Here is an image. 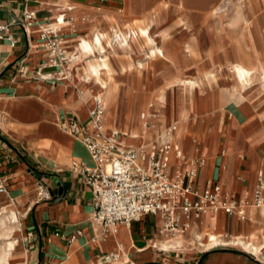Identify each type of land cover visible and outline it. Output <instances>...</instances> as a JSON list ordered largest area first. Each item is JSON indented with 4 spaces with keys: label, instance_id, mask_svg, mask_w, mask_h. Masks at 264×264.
<instances>
[{
    "label": "crops",
    "instance_id": "obj_1",
    "mask_svg": "<svg viewBox=\"0 0 264 264\" xmlns=\"http://www.w3.org/2000/svg\"><path fill=\"white\" fill-rule=\"evenodd\" d=\"M225 3L227 6H248L251 19L262 25L257 9L264 6V0H0V24L8 26L4 37L0 38V99L22 101L12 106L8 129L0 122V177L7 186V192L0 194L9 198L8 206L15 205L21 210L22 247L16 256L18 264H264V258L230 244L205 246L209 232L224 239L236 235L249 238L252 233L262 239L264 211L261 206L247 205L245 219L223 211L204 214L182 234L192 237V242L168 250L162 247L168 238L160 234V220L152 214L130 226L119 225L116 233L106 232L93 216L92 187L72 168L73 160L93 164L89 151L78 137L72 139L61 134L55 126H60L57 121L63 113L87 121L89 113L85 102L89 100L78 94L80 88L70 79L49 81L41 77L56 75L55 69L42 68L46 51L39 39L41 27L59 25L58 19L63 24L59 26L60 32L68 43L65 47L69 49L73 48L70 42H78L80 36H92L97 29L111 24L133 26L147 23L153 26L158 19L164 23L171 16L167 23L171 25L176 22L179 12H171L167 6H217ZM187 10L191 15L205 13L192 12L188 8L180 12ZM27 11L34 13L28 21L24 19ZM188 21L191 22V18ZM196 21L199 20L192 23ZM222 21L221 18L208 19V24H204L209 27L205 32L216 37V43H219L217 37ZM199 22L203 25L205 20ZM198 34L200 32L195 35ZM221 56L243 57L242 54ZM207 95L211 99L210 108L193 119L184 133L174 135L169 141L179 143L188 158L196 155V142L203 143L206 162L197 178L199 189L210 180L218 181L234 195L250 198L259 178L264 180V100L255 102L250 114L240 108L239 101L236 103L243 120H239L236 114L231 117L221 147L219 141L209 140L216 122L222 123L224 112L219 107L218 98L209 92ZM1 107L3 104L0 103ZM248 115L263 119L255 131H247ZM208 117L210 122L204 127ZM188 134H192L189 142L184 138ZM33 136L53 141L55 155L48 157L31 148L29 140ZM122 136L121 133V139ZM182 139L183 143L180 142ZM179 164L173 155V174L179 171ZM38 179L49 188L50 199L39 198L36 191ZM79 226L82 234L71 241ZM177 237L169 238L174 240ZM112 253L119 254V257L108 260Z\"/></svg>",
    "mask_w": 264,
    "mask_h": 264
},
{
    "label": "rangeland",
    "instance_id": "obj_2",
    "mask_svg": "<svg viewBox=\"0 0 264 264\" xmlns=\"http://www.w3.org/2000/svg\"><path fill=\"white\" fill-rule=\"evenodd\" d=\"M219 5L212 6L211 4H204L202 6H181L180 8H177V6H167L171 12L173 10L179 12L176 22L167 25L169 20H171V16L164 23L163 21L161 22V19H158L152 26L151 31L157 44L164 46L165 56L157 55L155 58H150L146 54L149 46L146 44L144 38H140V45L142 46L141 51L133 50L131 56L125 55L124 53H113L111 58L117 71L114 77V83L117 85V89L112 95L108 107L105 109L103 121L106 124L107 131L119 130L120 133H123L122 131L124 130L133 131L139 136L131 137L132 134L129 133L122 136L121 140L129 145L139 143V145L136 144L138 146L135 145L134 147L144 146V148L149 149L153 146H160L163 143L159 136L161 131L163 134L164 132H169L168 129L174 124L179 127L178 134L184 133L193 119H197L199 116L203 115V111L210 108L211 99L207 95V92H209L212 93L214 97L218 98L219 107L224 112L222 123L219 124L217 121V124H214L215 130L209 141L212 142L215 139V141H219L221 147L223 146L225 131H227L231 117L236 114L239 120H243L236 103L238 101L240 102L239 106L246 114H250L254 108L252 105L245 104V102L241 101L239 96L236 95L234 90L235 79L228 70V66L236 61L246 66H252L260 57L264 61V6L257 9L260 13L257 17L262 21V25H257V22L251 19L252 13L248 9V6H241L247 16V20L245 21L237 17V8L239 5L226 6L224 11L215 14L213 11H215V8ZM184 8L191 9L192 12L196 10V12L205 13L191 15L192 13L187 10L181 14L180 11ZM153 15H157V10L153 12ZM189 18H191V22L188 21ZM217 18L223 20L220 23L219 35L217 37L219 43L214 42L216 37L205 32L209 30V27H205L204 25L208 24V19ZM181 19L185 21L186 26L177 24ZM202 19L205 20L203 25L199 22ZM193 20L199 21L198 23L196 21L194 24L192 23ZM149 22L152 23V19H150ZM137 24L140 23L137 21ZM59 25L63 26V24ZM113 26L114 24H111L109 27L100 28V30L111 31ZM120 27L128 28L129 26ZM161 30L170 32L166 41L160 38ZM199 32L200 34L195 35ZM62 39L64 41V46L68 45V43H65V39ZM70 43L73 45V48L69 47V49H67L68 53L77 52L78 42L75 41L74 43ZM189 43L192 44L191 50L187 49V44ZM257 48L261 51L263 56L262 54L260 55ZM247 50L248 55L246 53ZM225 54H242L243 57L221 56ZM122 67H124V70L121 69ZM179 79H199L202 82L203 88H198L189 98H186L182 93L173 95L171 104H169V114L164 116V119L163 115L158 111V95L160 92L167 90V88L172 85L171 82ZM87 87L92 88L93 84H88ZM76 90L78 93V88H76ZM78 94L81 95L82 92ZM82 95L84 96V92ZM85 99L89 100L85 102V106L90 116V112L94 109L96 103L92 107V99L88 97ZM182 104H184V106ZM199 107L200 109L198 110ZM192 108L198 111L194 112ZM143 112L149 116L147 126H145V119L141 118ZM248 117V132L255 131L263 122V119L259 116L253 118L252 115H248ZM215 118L216 117H214V121H216ZM204 122L206 123L204 127H206L210 122L209 117L205 119ZM182 124L185 126L183 130H181ZM55 126L59 133L66 134L72 139L76 138L70 132L60 129L59 125L56 124ZM172 137L174 138V136ZM190 137H192V134L184 136L188 142L190 141ZM128 140H130L131 143ZM180 142L183 143V139L182 141L180 140ZM197 144L199 153H202L206 159V155L203 152V143L200 144L197 141L196 145ZM59 149L62 148L60 147ZM188 157L189 156L186 155V158ZM69 162H71V160ZM8 199L9 198L6 196L0 194V213L5 211L8 205ZM12 207L16 208L15 205H12ZM19 211L21 210L19 209ZM3 246L4 237L0 235V248ZM16 256L17 254L13 257V262H17Z\"/></svg>",
    "mask_w": 264,
    "mask_h": 264
},
{
    "label": "built area",
    "instance_id": "obj_3",
    "mask_svg": "<svg viewBox=\"0 0 264 264\" xmlns=\"http://www.w3.org/2000/svg\"><path fill=\"white\" fill-rule=\"evenodd\" d=\"M33 12H25L28 21ZM59 24L60 19H58ZM30 24V23H27ZM25 23L23 24V26ZM8 26L0 24V38ZM59 26L41 27L40 41L46 51L43 69H55V77L41 75L45 80H64L71 61L67 48L62 43ZM15 43L16 40L13 39ZM105 108L96 102L87 121L73 114L63 113L59 122L63 130L78 137L91 156L93 164L73 160L72 168L85 178L94 195V218L106 232L116 233L119 225L130 226L147 214L160 220L159 232L166 238L187 232L193 222L202 215L226 212L246 218V206L264 204V180L259 178L250 198H241L226 190L218 181H208L203 189L196 185L200 169L206 159L195 146L196 155L186 158L180 144L165 141L160 146H125L118 130L108 134L102 127ZM142 118L148 116L142 113ZM175 128V127H174ZM179 160L180 169L172 173V156ZM37 194L41 199H50L52 194L46 184L37 180ZM7 192L5 180L0 177V193ZM82 234L77 227L71 241ZM119 254L112 253L108 260H116Z\"/></svg>",
    "mask_w": 264,
    "mask_h": 264
},
{
    "label": "bare ground",
    "instance_id": "obj_4",
    "mask_svg": "<svg viewBox=\"0 0 264 264\" xmlns=\"http://www.w3.org/2000/svg\"><path fill=\"white\" fill-rule=\"evenodd\" d=\"M226 6V3L220 4L213 12L215 14L221 13L226 9ZM180 7L181 6H177V8ZM237 17L241 20H247V16L240 5L237 8ZM177 24L185 25V21L181 19ZM164 30H161L160 38L166 41L170 32ZM151 31L152 26L147 23L140 24L138 26H129L128 28H122L119 24H115L111 31H101L97 29L92 36H80L77 45L78 51L69 54L71 61L68 65L67 77L65 79H70L71 83H75L80 88L82 94L84 92V98L88 97L92 99L93 105L98 100L102 102L103 107L106 109L111 101L112 95L117 89V85L114 83L115 72L117 71L111 58L113 53H124L125 55L131 56L133 50L141 51L142 46L140 45V38H144L146 44L149 46L146 54L150 58H155L157 55L165 56L164 46L157 44V41L152 36ZM62 43H64L63 40ZM187 49H192L191 43L187 44ZM123 68L124 67L121 69L124 70ZM228 70L234 76V90L241 101L254 107L255 102L258 100H264V61L261 57L252 66H246L237 61L232 62L228 66ZM91 83L93 84V87H87V85ZM171 84L172 85H170L167 90L160 92L157 98V103L159 105L158 111H160V114L163 115V118L169 114V104H171L173 95L182 93L186 98H189L198 88H203L202 82L199 79H179L171 82ZM20 102L22 101L17 98L14 100H10L8 98L0 99V103L3 104V107L0 108V122L5 128L8 129L10 126L12 106L18 105ZM182 105L184 106V104ZM103 118L101 127L108 134H111L113 131L106 130V124L104 123ZM260 118L262 117L260 116ZM57 123H59V121H57ZM184 127L185 126L182 124L181 130H183ZM168 131L169 132L166 133L164 132V134L162 131L160 132L159 136L162 142L171 140L174 134H178L179 127L173 124ZM122 132L123 136L129 133L132 134L131 137L139 136L130 130H124ZM121 143L125 146L136 145L125 144L122 140ZM29 145L31 148H35L39 152L46 154L48 157L55 155L53 152L55 151L56 145L50 139H41L39 136H33L29 140ZM261 207L264 211V204ZM0 235L4 237V246L0 248V264H18V262L12 261L13 257L19 253L22 247L20 238V211L18 209L12 206L8 207L7 205L5 211L0 213ZM181 235H178V237L174 240L166 238L167 240L163 242L162 247L168 250L172 247L187 245V243L192 242V237L187 238L186 236ZM219 244H230L251 252L259 258H264V235L262 239H260L257 234L253 233L249 238L236 235L231 239H224L213 232H209L205 246L212 247Z\"/></svg>",
    "mask_w": 264,
    "mask_h": 264
},
{
    "label": "water",
    "instance_id": "obj_5",
    "mask_svg": "<svg viewBox=\"0 0 264 264\" xmlns=\"http://www.w3.org/2000/svg\"><path fill=\"white\" fill-rule=\"evenodd\" d=\"M62 191V189L60 188V192Z\"/></svg>",
    "mask_w": 264,
    "mask_h": 264
}]
</instances>
